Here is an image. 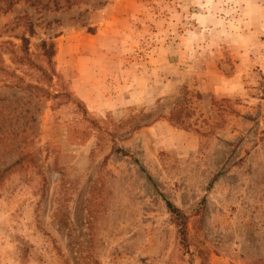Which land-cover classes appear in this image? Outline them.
Listing matches in <instances>:
<instances>
[{
    "label": "rangeland",
    "instance_id": "374dc122",
    "mask_svg": "<svg viewBox=\"0 0 264 264\" xmlns=\"http://www.w3.org/2000/svg\"><path fill=\"white\" fill-rule=\"evenodd\" d=\"M86 1L0 10V121L14 128L0 141V264H264V0ZM21 36L41 67L54 43L51 83L11 62ZM69 51L129 53L156 99L88 110L62 71ZM3 70L49 96L5 87Z\"/></svg>",
    "mask_w": 264,
    "mask_h": 264
},
{
    "label": "crops",
    "instance_id": "0c3cea01",
    "mask_svg": "<svg viewBox=\"0 0 264 264\" xmlns=\"http://www.w3.org/2000/svg\"><path fill=\"white\" fill-rule=\"evenodd\" d=\"M131 38H129V42L127 39L124 41V51H127L125 48L127 45L131 46ZM71 54V52H68ZM76 53V52H75ZM90 55H76L74 53L71 54V57L69 59L75 60V65H70L68 67H62V71L67 73H74V77H71L70 85L71 89L75 92L76 96L84 103L85 107L92 111L99 114L106 113L109 111H123V114L129 108L133 106L137 107H143L147 105L148 102V96L154 98L157 96V91L153 89L151 84L147 83L145 71L144 68L146 65L139 64V66L142 68V70L137 73V69H134V71L129 68L130 64L127 63V66L122 63L129 55V53L126 55V52L124 53H116L113 55H110V57H105L110 61L109 63H96L97 57L93 56H101L104 57V54L102 52ZM102 61V60H100ZM151 61V60H150ZM155 62L151 63L154 66H156L158 63L163 64L165 61V58L163 55H159L158 58L155 60H152ZM167 63V62H166ZM110 66V68H113V72H111V75H107V68L104 66L107 65ZM63 66H67L68 64H61ZM97 65L101 67H97ZM129 65V67H128ZM179 65V63L177 64ZM167 66H171L167 63ZM176 71L177 68H174ZM173 69V71H175ZM147 70V69H146ZM98 71V73H96ZM124 76V77H123ZM99 77V79H97ZM106 77L111 79L101 78ZM101 79L105 80V83L109 82L110 84H113V92L119 93L118 96H113V99L117 98V103L108 107V102H98L97 99L102 101L105 96V89L103 90L101 86ZM213 83H215L214 80H212ZM162 85V83H161ZM150 86V87H149ZM155 90V91H154ZM148 91H150V94H148ZM155 92V93H154ZM154 93V94H153ZM163 93H161L162 95ZM156 99V97H155Z\"/></svg>",
    "mask_w": 264,
    "mask_h": 264
},
{
    "label": "trees",
    "instance_id": "16d2710c",
    "mask_svg": "<svg viewBox=\"0 0 264 264\" xmlns=\"http://www.w3.org/2000/svg\"><path fill=\"white\" fill-rule=\"evenodd\" d=\"M18 2H23L25 4H29V6H40L42 9L49 11V10H54V11H60V10H69L74 6H79V5H86V0H0V10L3 12L10 11L11 8L17 4ZM29 30L32 28V23H28ZM91 29L88 28L89 32ZM21 45L17 48V50H13L10 53L12 54L11 62L19 67H26L24 69L26 72L29 70H32L33 75L32 78L36 79V82H42L40 80H45V83H51L52 77L55 76L54 69H53V57L55 55V49H54V43L49 39V41H41L38 50L41 53V56L45 60V67H41L40 65L33 63L29 59V39L26 38L25 36H21L19 38ZM3 69V61L0 57V72ZM7 75H9L12 78V81L9 83H5V87L9 89H18L22 90L24 92H29L30 94H33L34 91L37 92H42L46 94V97L49 96V93L46 89H44L41 86H35L32 84H26L24 85L23 80L18 77L15 72L13 71H5L3 70ZM44 83V84H45ZM8 104H11L8 102ZM7 105L5 106H0V110L2 111ZM0 111V112H1ZM2 120V119H1ZM170 121H173V118H171ZM7 126L3 121H0V130L4 129L3 133L0 134V141H2L5 136L6 130H10V132L14 131V128H12L9 124ZM26 148V147H24ZM24 148L22 150H24ZM21 150V152H22ZM23 161L22 158L17 159L10 167H7V169H11L14 166L17 165H22ZM166 207L168 211L174 216L175 220L178 222L177 227L179 228V236H180V241L183 246V248H187L188 244L186 243V231H185V216L176 208H174L171 203L166 202Z\"/></svg>",
    "mask_w": 264,
    "mask_h": 264
}]
</instances>
